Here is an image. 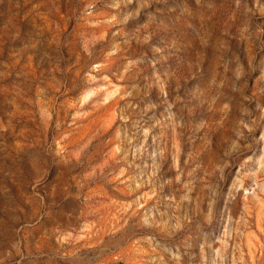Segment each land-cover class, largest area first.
<instances>
[{"label": "rangeland", "instance_id": "obj_1", "mask_svg": "<svg viewBox=\"0 0 264 264\" xmlns=\"http://www.w3.org/2000/svg\"><path fill=\"white\" fill-rule=\"evenodd\" d=\"M0 264H264V0H0Z\"/></svg>", "mask_w": 264, "mask_h": 264}]
</instances>
